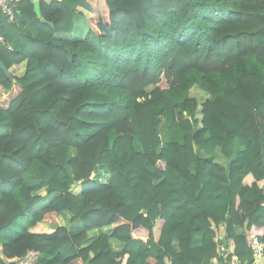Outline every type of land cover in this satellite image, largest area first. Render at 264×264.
I'll use <instances>...</instances> for the list:
<instances>
[{"label":"trees","instance_id":"1","mask_svg":"<svg viewBox=\"0 0 264 264\" xmlns=\"http://www.w3.org/2000/svg\"><path fill=\"white\" fill-rule=\"evenodd\" d=\"M38 1L40 17L30 0L0 16V264L250 257L264 240V0Z\"/></svg>","mask_w":264,"mask_h":264},{"label":"built area","instance_id":"2","mask_svg":"<svg viewBox=\"0 0 264 264\" xmlns=\"http://www.w3.org/2000/svg\"><path fill=\"white\" fill-rule=\"evenodd\" d=\"M25 0H0V16L11 21L18 10V5ZM33 1V0H30ZM0 44H4L8 49L12 46L7 42L4 36L0 33ZM250 247L252 253L248 259L238 258L233 256L229 264H264V240L257 235L250 237ZM221 252L226 250L225 245H220Z\"/></svg>","mask_w":264,"mask_h":264},{"label":"crops","instance_id":"3","mask_svg":"<svg viewBox=\"0 0 264 264\" xmlns=\"http://www.w3.org/2000/svg\"><path fill=\"white\" fill-rule=\"evenodd\" d=\"M74 28H75L74 34L76 36H78L79 34H81V38L84 36V34L86 33V30H87L86 24L84 23V21L80 17H76L75 18ZM172 133L174 135H176V137H177V140L176 141H180L181 136H180L179 132L177 130L172 129ZM240 147H241L240 142L235 141L234 144H233V147L231 149V150L234 151L233 154L235 152H237ZM54 196H55L54 194L53 195H45L43 197L42 202L40 203L41 207H43L46 204H48L50 202V200ZM68 227L71 230H79L81 228V225H80V223L78 221H75V222H72V223L68 224ZM236 232H237V234H243L244 233V230L241 227H236ZM222 234L223 233H221L220 236H219L221 239L223 238V235ZM201 242H202V236H201V234L195 233L193 235V237H192L191 246H193V247L194 246H198V245L201 244ZM112 245L117 250H119V251L123 247V243L122 242H112ZM156 254H157V247H152L151 248V256H156ZM242 259H248V256H245ZM201 264H217V261H216V259H204Z\"/></svg>","mask_w":264,"mask_h":264},{"label":"rangeland","instance_id":"4","mask_svg":"<svg viewBox=\"0 0 264 264\" xmlns=\"http://www.w3.org/2000/svg\"><path fill=\"white\" fill-rule=\"evenodd\" d=\"M90 41H91V44L94 46V47H99V43L96 39V37H94L93 35L90 37ZM190 95L191 96H195L197 97V99L199 100V102H202V99L205 98V93L203 91H201L200 89L196 88V87H193L191 90H190ZM167 131L169 133H171V135H168ZM161 132H162V138H163V143L165 144L166 142L168 141H175L177 140V137L176 135H174L172 133V130L170 129H167L166 126H163L161 127ZM169 136L166 140H165V136ZM165 135V136H164ZM71 155H74V150H71ZM100 171H103V174L100 172ZM101 178L102 181H106L108 179V175L106 174L107 171L106 169L104 168H99L98 172H97ZM25 180H27V177L26 175L24 176Z\"/></svg>","mask_w":264,"mask_h":264},{"label":"water","instance_id":"5","mask_svg":"<svg viewBox=\"0 0 264 264\" xmlns=\"http://www.w3.org/2000/svg\"><path fill=\"white\" fill-rule=\"evenodd\" d=\"M33 3V10L35 12V14L37 15V17H40L41 16V13H40V10H39V1L38 0H33L32 1ZM42 22H48L47 20L45 19H42L41 20ZM0 69L3 71L4 74H6L8 77H10V73L7 69V67L5 66V64L0 60ZM226 216L228 215V212H226L225 214Z\"/></svg>","mask_w":264,"mask_h":264}]
</instances>
